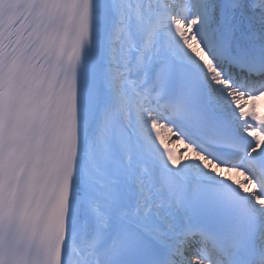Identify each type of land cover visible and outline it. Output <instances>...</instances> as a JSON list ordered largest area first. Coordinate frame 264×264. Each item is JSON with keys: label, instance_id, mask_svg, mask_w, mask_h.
<instances>
[{"label": "snow or ice", "instance_id": "1", "mask_svg": "<svg viewBox=\"0 0 264 264\" xmlns=\"http://www.w3.org/2000/svg\"><path fill=\"white\" fill-rule=\"evenodd\" d=\"M261 97L264 0H0V264H264Z\"/></svg>", "mask_w": 264, "mask_h": 264}, {"label": "bare ground", "instance_id": "2", "mask_svg": "<svg viewBox=\"0 0 264 264\" xmlns=\"http://www.w3.org/2000/svg\"><path fill=\"white\" fill-rule=\"evenodd\" d=\"M257 106H258V110L264 107V97H261L257 101ZM166 142L168 143L169 147H172L176 150L177 155L181 154L185 150L184 146L177 144L176 141L172 137L168 138Z\"/></svg>", "mask_w": 264, "mask_h": 264}]
</instances>
